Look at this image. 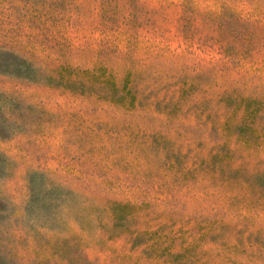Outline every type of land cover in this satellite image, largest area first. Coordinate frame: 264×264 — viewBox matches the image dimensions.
I'll return each instance as SVG.
<instances>
[{
  "label": "rangeland",
  "instance_id": "374dc122",
  "mask_svg": "<svg viewBox=\"0 0 264 264\" xmlns=\"http://www.w3.org/2000/svg\"><path fill=\"white\" fill-rule=\"evenodd\" d=\"M0 264H264V0H0Z\"/></svg>",
  "mask_w": 264,
  "mask_h": 264
}]
</instances>
